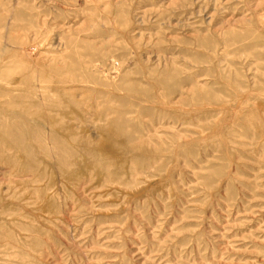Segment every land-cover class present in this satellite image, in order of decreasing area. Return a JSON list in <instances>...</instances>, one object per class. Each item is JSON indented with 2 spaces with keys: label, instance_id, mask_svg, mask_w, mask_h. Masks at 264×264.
<instances>
[{
  "label": "rangeland",
  "instance_id": "rangeland-1",
  "mask_svg": "<svg viewBox=\"0 0 264 264\" xmlns=\"http://www.w3.org/2000/svg\"><path fill=\"white\" fill-rule=\"evenodd\" d=\"M0 264H264V0H0Z\"/></svg>",
  "mask_w": 264,
  "mask_h": 264
}]
</instances>
